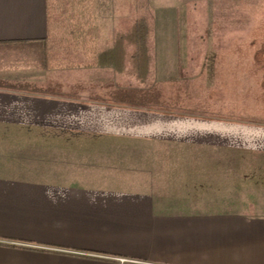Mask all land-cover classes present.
Here are the masks:
<instances>
[{
    "label": "crops",
    "instance_id": "obj_1",
    "mask_svg": "<svg viewBox=\"0 0 264 264\" xmlns=\"http://www.w3.org/2000/svg\"><path fill=\"white\" fill-rule=\"evenodd\" d=\"M229 11L216 89L239 55ZM48 12L0 0V264H264V122L220 101L210 113L143 103L119 83L126 51L99 63L116 41L65 64ZM168 54L159 80L177 79Z\"/></svg>",
    "mask_w": 264,
    "mask_h": 264
},
{
    "label": "rangeland",
    "instance_id": "obj_2",
    "mask_svg": "<svg viewBox=\"0 0 264 264\" xmlns=\"http://www.w3.org/2000/svg\"><path fill=\"white\" fill-rule=\"evenodd\" d=\"M217 10L224 16H217ZM229 10L234 11V24L239 30L234 39L239 55L231 58V64L221 65L234 69V76H225L218 90L216 80L207 79L215 68L212 59L217 52V33L232 24ZM142 19L149 29L148 68L154 62L152 71L141 80L144 68L139 65V74L136 72L132 61L136 47L128 43L127 73L119 82L122 88L133 94L139 92V99L148 105L170 102L169 107L177 111L197 110L193 107L205 110L207 106L210 113V107L220 101L256 122H264V1L52 0L49 44L57 56L68 58L65 64L86 67L94 61L84 52L91 54L114 46L120 34L128 33ZM168 53L174 63L166 61L164 66L176 71L177 79L159 80L157 60Z\"/></svg>",
    "mask_w": 264,
    "mask_h": 264
},
{
    "label": "trees",
    "instance_id": "obj_3",
    "mask_svg": "<svg viewBox=\"0 0 264 264\" xmlns=\"http://www.w3.org/2000/svg\"><path fill=\"white\" fill-rule=\"evenodd\" d=\"M52 0H48V15L50 26V4ZM149 29L144 19L134 24L133 28L126 34H120L116 39L113 49L106 50L99 55V63L112 62L118 64L126 51V45L133 44L136 52L133 54L134 64L142 65L144 73L147 70L149 55L147 52V35Z\"/></svg>",
    "mask_w": 264,
    "mask_h": 264
}]
</instances>
